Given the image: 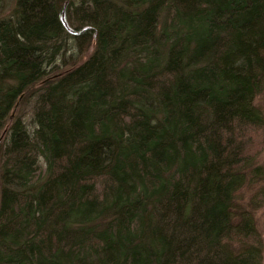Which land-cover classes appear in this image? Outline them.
Listing matches in <instances>:
<instances>
[{"label": "trees", "instance_id": "16d2710c", "mask_svg": "<svg viewBox=\"0 0 264 264\" xmlns=\"http://www.w3.org/2000/svg\"><path fill=\"white\" fill-rule=\"evenodd\" d=\"M263 148L264 0L0 16V264H263Z\"/></svg>", "mask_w": 264, "mask_h": 264}, {"label": "rangeland", "instance_id": "374dc122", "mask_svg": "<svg viewBox=\"0 0 264 264\" xmlns=\"http://www.w3.org/2000/svg\"><path fill=\"white\" fill-rule=\"evenodd\" d=\"M12 6H13V0H6V2L0 4V16L8 15L12 9ZM25 110H26L25 116L26 118H29L31 113L30 107L29 106L26 107ZM261 151H263V153L260 154L264 155V148ZM44 169H45L44 162L43 160H40V169L38 173H43ZM263 233H264V227H263ZM263 264H264V254H263Z\"/></svg>", "mask_w": 264, "mask_h": 264}]
</instances>
